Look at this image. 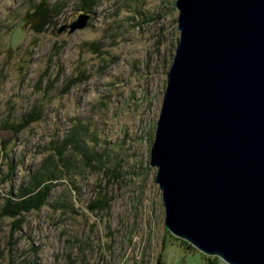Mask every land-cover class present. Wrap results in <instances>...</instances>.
<instances>
[{"label": "rangeland", "instance_id": "obj_1", "mask_svg": "<svg viewBox=\"0 0 264 264\" xmlns=\"http://www.w3.org/2000/svg\"><path fill=\"white\" fill-rule=\"evenodd\" d=\"M41 2L36 29L23 18ZM95 2L84 26L57 31L87 11L80 0H0V264H205L165 227L149 164L179 37L175 0ZM54 163L61 173L39 207L2 211Z\"/></svg>", "mask_w": 264, "mask_h": 264}, {"label": "water", "instance_id": "obj_2", "mask_svg": "<svg viewBox=\"0 0 264 264\" xmlns=\"http://www.w3.org/2000/svg\"><path fill=\"white\" fill-rule=\"evenodd\" d=\"M179 37L149 151L164 225L228 264H264V0H175ZM88 11L62 23L86 24Z\"/></svg>", "mask_w": 264, "mask_h": 264}, {"label": "trees", "instance_id": "obj_3", "mask_svg": "<svg viewBox=\"0 0 264 264\" xmlns=\"http://www.w3.org/2000/svg\"><path fill=\"white\" fill-rule=\"evenodd\" d=\"M95 1L96 0H80V6L81 8L87 11H92L93 7L96 4ZM44 9H46V6L45 4H43V2H41L40 4L35 6L33 12L27 13L23 19L26 22L32 21V24L35 25V20L38 18L37 21L39 22V24H37L38 26L35 25L34 27L38 29V27H40L41 25V22H43L44 19H46V12L44 11ZM40 10L43 12H41ZM39 12L41 13V18L37 16ZM42 14L44 16L43 18H42ZM39 19L43 21L40 22ZM36 116L37 114L31 111L23 115V118L20 121L13 122L9 124L8 127H10L13 131H17L22 126H24L28 121H30L31 119H35ZM77 139L78 137L75 136L74 134L73 138L71 137L67 138L63 143H66L67 141L73 142V140L75 143ZM59 173H61V169H58L55 163L51 166L50 165L46 166L45 164L41 165L36 171H34L31 174L28 185L26 187L20 188V193H22L21 195L16 197V199L6 197L5 199L6 201L3 205L2 211H6L7 207H10L11 212L16 214L20 212L21 210H27L30 207H39L42 204L45 196L47 195L49 191L50 184H51L50 183L51 177L56 176ZM96 205L101 206L100 199L97 200ZM217 260H219L217 256L208 255L207 262L205 264H216ZM159 264H164V263L162 261H159Z\"/></svg>", "mask_w": 264, "mask_h": 264}]
</instances>
